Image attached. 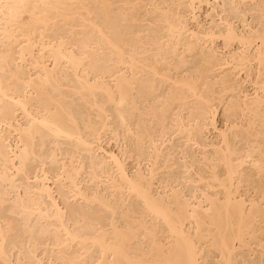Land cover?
Wrapping results in <instances>:
<instances>
[{
	"label": "bare ground",
	"instance_id": "bare-ground-1",
	"mask_svg": "<svg viewBox=\"0 0 264 264\" xmlns=\"http://www.w3.org/2000/svg\"><path fill=\"white\" fill-rule=\"evenodd\" d=\"M84 1L86 0H0V262L2 264H45L43 260L46 257H41L38 254L42 246L50 244L53 248L60 249L69 248L72 243H75L78 247L74 251L75 254L68 258L70 264H78L80 261L85 263L86 256L92 254L90 252L93 250L99 253L98 257H95L96 264H209L207 261L209 253L206 252L207 255L205 254L204 256L206 248H208L207 251L210 252V255L213 251L214 253L216 251V254L219 255L218 261L213 259L217 264L236 263L235 251L238 249L235 250V246L237 244H239V247L246 245V236H255L256 232L258 233L260 229L259 227L256 228L257 224L255 225V223L260 220V217L264 216V205H261L259 201L244 198L245 196L243 194L242 196L239 192L246 165L249 164L253 167L259 176L264 174V27L247 32H238L232 26V23L224 20L226 24L222 30L208 29L202 31V33H197L193 30H188L186 21L180 18L174 20L169 12L161 19V21L163 20L167 23V26H165L167 39L164 37L167 41L165 39L162 40L167 44L177 40L178 45L180 44L181 47L192 49L194 46L190 38H196L197 40H202L203 38L205 41L212 43L216 38H222L226 44L237 42L244 47L243 54H232L230 58L232 60L228 61L229 63L234 62L238 71H245L249 77L248 71L253 62L257 65L256 70L259 71L257 72L259 73L257 75L258 79H250L254 86L253 92L251 95L245 93L243 97L240 94H236L235 97L228 100L223 112L226 119L225 128L218 129L215 127L214 122L216 107L210 108L213 102L211 103L209 96L210 100L209 98L205 99L207 92L205 96L200 95L197 83L190 81L193 79H186L187 81L178 79L174 81L171 75L167 74V71L163 72L155 64L147 63V57H143L144 53H140L138 49L132 47L129 50L128 48L127 52L124 48L125 46L122 47L120 46L121 44L114 41L113 35L110 36V34L108 35L105 32L106 30L104 31L106 28L102 27L103 24L100 26L94 19L92 21L85 17L91 12ZM246 1L256 2L257 0H231V9L234 6L236 7L237 4ZM100 2L101 6L108 8V0H101ZM257 6L260 5L257 4ZM259 9L261 17L264 18V6H260ZM76 15H84L82 16V18L84 17L82 19L84 22L80 23L81 29L83 28L82 30H84L85 28L83 34L89 27L99 34L100 37L98 36V38H101L99 42L103 44L100 46L98 45L99 43H95V45L97 44L96 49L98 51L100 47L101 49L105 47V50H110L115 59L113 66L118 63L124 65V67L126 66L132 71V78L137 73H140L138 70L141 71V67L146 68L147 73L150 74L148 82L144 81L146 82L144 84L146 85V91H149L148 93H155V79L158 77L166 82L173 80L177 85V91L173 90L175 93L173 92L174 94H172L174 101L183 103L189 96L197 97L201 99L204 107L210 108L206 112H209L210 125L217 131L216 139H211L210 141L205 139L204 141L200 140L196 134L195 131L197 133L200 131L201 121L199 118L203 114V111L199 110L201 111L197 114L199 116H192V123L189 122V125L186 126L188 123L184 124V118L182 119V117L176 123L179 127L177 132L184 138V143L183 145L180 143H178L179 145L176 144L175 148L180 150L184 156L188 153L184 148L186 146L189 148V145L193 144L199 147V150L200 148L202 149L203 162L210 171V174H207L209 177H207V185L205 186L209 190L218 188L220 191L216 192L218 195H213L209 190L204 191L201 189L200 193L190 191L186 195L182 189H176V186L180 185L183 180L187 181L186 176H184L186 173L180 178L176 177L166 181L161 179L159 182L164 183L166 190L161 194L156 192L154 194L152 187L154 179L156 180V175L160 172L158 170L165 167L168 168V164L173 157V150L172 152L168 150V153L164 155L160 148L164 145V138L167 135L165 132L167 128L164 113L168 108L166 109L164 106H162L164 108H158L155 103L148 101L144 113H141L144 115V120L150 119L152 122L156 119L160 126L159 131L161 129L159 135H157L158 132L156 136L153 134L154 132L151 134L147 125H145L146 128L144 127L145 130L143 129V131H141L142 129L140 131L137 129L140 124L135 127L136 130L130 128L132 121L131 123L129 122L130 120L128 121L129 118H126L128 116L126 114L140 109L139 101L137 102L134 95L135 81L131 77L126 76L125 72L115 76L113 71L116 67H113V71L109 68L108 71H105V75L103 74L104 72L100 73L101 76L99 74V77L96 75L98 77H96L97 80L94 79V76L91 80L89 74L86 76L88 72H86L87 66L85 67V62L89 56L86 52L88 53L87 50L91 45V42H88L89 40H83L82 42L81 38L80 42L72 46L73 49L70 47L71 50L68 47L71 46L70 44L73 41L69 43V39H65L68 44L62 36L58 40H51L52 38L49 39L50 36L46 38L48 36L45 31H50L54 26L57 27V24L70 25ZM84 39L87 38L84 37ZM160 41V39L152 41L158 52L164 47ZM79 43L81 44V46L79 45L81 51L76 48L79 51L78 54V52H73V50ZM254 44L257 47L253 48L254 51L251 52V47ZM169 45L171 44L169 43ZM104 49L102 50L104 51ZM172 51L174 50L172 49ZM99 52L102 51L99 50ZM47 62H51L52 66L49 67ZM25 64L28 65L27 70L20 67ZM64 64L69 66V75H67V71L66 73L63 72L62 66ZM32 70L34 73H31ZM81 72L85 74L81 75ZM115 72L117 71L115 70ZM105 77L113 79L114 85H110V82ZM207 81L205 82L207 83ZM67 86L68 88L70 87L71 93L74 94L75 92L80 95L79 97L81 98L79 99H83V103L95 109L96 114H98L96 117L100 119L97 126L93 125L94 123L91 124L90 117L86 118V120L82 116L84 114L80 115V113H77V116H82L81 122L83 123H80L76 116V111H73L75 114L70 111L71 108H68V103L67 105L65 103L67 100L63 99L68 98L67 96L65 97L67 93L61 95V88ZM139 86L142 85L139 84ZM237 88L236 84H231L230 86H224L222 91L224 93L230 91L235 94L237 93ZM32 90L36 92L34 96L29 93ZM97 91L101 93L102 96L98 97L101 99H97L95 94ZM240 92L242 93L241 90ZM60 95L63 98H60ZM106 104L113 105L112 107H114L113 109H115L116 115L120 120V129L123 128L124 130L126 128L125 130L138 141L139 147L141 143L142 145L143 143L146 144L148 147V153L142 157L140 152L136 159L137 162L138 160L145 161L144 164H147V166L149 164L146 171L143 170L141 163L140 166L142 168L138 164V168L134 173L129 174L126 170L124 159H119L114 152L106 151L96 143L100 141L101 132L108 130L109 125L107 126L106 124L108 115L106 116L107 111L104 108ZM69 107L72 106L69 105ZM199 109H202V107ZM16 111H19L18 116L20 115L22 120H25V123L19 122L17 114L16 116L14 115ZM236 111L248 113L250 119L249 121L247 120L248 124L246 126H241V123L239 125L231 121L230 118L235 115ZM142 122L146 123L147 121ZM240 127H242L241 130L239 129ZM238 129L239 131H237ZM118 135L116 132V138H118ZM36 136L37 138H35ZM48 136L57 139L65 138L67 142L68 140L71 143L73 142L75 152L68 153L69 150L65 154L59 152L62 154L61 156L64 155L61 160L59 158V162L57 159L59 155L54 149H51V146L52 152L47 153V155L49 154L48 156L43 154V158L46 156V159L38 158L39 151L37 153L35 151L36 143L34 142L36 141L34 140L39 137L44 140ZM236 140H239L238 142L242 141L244 146H238L237 144L240 143H236ZM57 141L59 140L55 142ZM57 144L59 145L58 142ZM98 150L104 153L95 157V152H98ZM80 151H86L89 154V158L86 159L89 160L88 168H91L92 177L95 180L96 187L94 186V188L84 189L80 184L81 181L79 182L78 177L81 170L85 167L83 165L84 162L82 163L81 160L83 158L80 157V159L76 155ZM34 155L40 159L41 165L40 167L37 166L38 168L36 167L33 172H29L30 167L29 171H27V164H30L29 159L31 156L34 158ZM47 159L50 160L49 162H53L54 165L56 163L57 166H55L56 170L54 169L55 171L52 175H49L50 173L48 174L45 169L44 164L45 160L48 161ZM193 160L195 159L193 158L191 161ZM107 162L111 164L110 169L106 166ZM159 163L163 165L161 166ZM193 164L195 163L191 162V168ZM187 165L185 166L184 164L183 167L189 169ZM13 172L16 173L13 175ZM17 174L23 176H18V179L21 178L17 179L18 181L15 180L17 178L15 175ZM202 176L199 175L198 177L204 181L205 177L204 175ZM187 178L189 182L194 183L195 179L192 177ZM32 179L34 180L33 183L30 182ZM103 179L107 181L109 189L113 192V196H109L111 198L99 191L97 182ZM50 180L54 184L57 181L66 183L67 191L56 190L58 192L56 194L64 193L61 195L65 196L64 200L66 198L69 200V197H72L77 199V201L78 199L82 200L86 206L84 205L81 208L73 205L68 206L69 208L65 206L69 211L67 212L68 216L65 209H62L58 204L56 196L53 195L55 193L53 192L54 188L52 190L51 186L48 185ZM44 196L49 198L47 199L49 202L44 201ZM126 196L128 199L125 198ZM130 197L133 201L126 203V201L130 200ZM260 201L264 202V194L261 196ZM4 205L7 206L5 207ZM91 205H95V207ZM100 212H107V218L104 215L106 222L99 217L102 216ZM33 218L36 221L32 224ZM41 220L45 221L46 224L39 222ZM11 232L16 235L15 240L13 236L12 240L9 239ZM46 235L51 236L49 238L50 242L44 241L43 244L39 238ZM13 251L19 254L16 258L13 257ZM47 264L58 263L49 258Z\"/></svg>",
	"mask_w": 264,
	"mask_h": 264
},
{
	"label": "rangeland",
	"instance_id": "rangeland-1",
	"mask_svg": "<svg viewBox=\"0 0 264 264\" xmlns=\"http://www.w3.org/2000/svg\"><path fill=\"white\" fill-rule=\"evenodd\" d=\"M100 1L101 0H86V1H84V3L86 2L85 4L87 5V7L89 8V10L91 12L89 15H85V17H87V19H90L92 21L94 19V21L97 22V24H100V26L103 24L102 27L106 28V29H104V31L106 30L105 32L108 35L110 34V36L113 35L112 38L114 39V41L121 44L120 46H122V47L125 46L124 48L127 52H128V48L130 50L132 47L138 49V51L140 53L143 52L144 53L143 57H145V58L147 57L146 58L148 60L147 63L155 64V66L163 72L167 71L168 73L167 72L166 73L171 75V78L174 81H177L178 79H181V80L193 79L190 81H195L197 83V85L199 87V90H198L199 94L205 96V94L208 93L206 95L205 99H207L209 97L211 98V103L212 102L213 103L210 105L211 107L210 106L209 107L210 108L216 107V113H215V117H214L215 127H217L218 129H220V128L224 129L225 124H226L225 123L226 119L224 118L225 116H224L223 112H224V108L226 107V103H228L229 99H231L232 97H235L236 94H240L242 97L245 95V93L251 95V93L253 92L254 86L250 82V79H253V80L258 79L257 75L259 73H257V72H259V71L256 70L257 65L255 64V62H253L252 66H251L252 68L250 67L249 68L250 70L248 71L249 77L247 76L245 71H238V68L236 67V64L234 62L229 63L230 60H232L230 58L232 57V54L233 55L243 54L244 47L242 45H239L237 42H230L229 44L228 43L226 44L222 40V38H218V39L216 38L213 41V43L205 41V39H203L202 37H201L202 40H200V39L197 40L196 38L195 39L190 38V41L191 42L193 41L192 45L194 46V47H192V49H186V47H181L180 44H179L180 45L179 46L177 43V40L171 41L174 43L169 42L171 44V45H169V43L168 44L165 43V41H167L166 40L167 39L166 38L167 33L165 34V32H166L165 26H167V23L163 20L161 21V19L164 17L165 14H167L169 12V14L171 13L170 15H172V18L174 20H177L178 18H180L181 20L186 21L188 30L189 31L193 30L194 32H197V33H199V32L202 33V31L208 30V29H214L215 31H217V30L219 31V29L222 30L226 24V21H224V20H227L230 23H232V26L234 28H236V30L238 32H240V31L247 32L249 30L262 29L264 27V18L261 17V12L259 11L260 6H262V5L264 6V0H257L256 2L246 1L244 3L237 4L236 7L234 6L232 9H231L232 6H230L231 0H201V1L200 0H193V1L192 0H154V1L153 0H111V1L108 0L109 6H107L108 7L107 9H106V7L101 6ZM257 4L260 6H257ZM103 8H105L107 11ZM169 9L171 12L169 11ZM103 13H104V15H103ZM108 13H109V15H107ZM82 16H84V15H82ZM82 16L76 15L74 17V20H73L74 22L72 21L70 25L66 24L64 26L63 23L57 24L58 25L57 27L54 26V27H52L54 29L51 28L53 31L51 29H50V31H48V30L45 31L47 33V36H48L46 38H49V36H50L49 39L52 38L51 40H53V39L58 40V38H62V37L64 40L69 39L68 40L69 43H72V41L74 43V44L73 43L70 44L71 46L68 47L69 49H71V48L73 49L72 46L76 45L75 43L80 42L79 40H81V38H82V42H83V40L84 41L89 40L88 42H91L90 43L91 45L89 46V49L87 50L88 53L86 52V54L89 55L88 56L89 59L87 58V61H86L87 63L85 62V67L87 66L86 72H88L86 74V76L89 74L90 75L89 78H91V80L94 77H95L94 79L97 80L96 75H98V77H99V74L100 73L102 74V72H104L103 74L105 75V71H108L109 68H111L113 71L115 67L117 68V69L115 68V70L117 72H115V70L113 71L115 73L114 74L115 76L118 74H121V73L123 74L125 72L124 74L126 76H129V78L131 76L133 77V74L131 73L132 71H130L126 66L124 67V65H121L119 63H118L119 66H118V64H115V66H113V64L115 63V59H114L113 55L110 53V50H105L104 49L105 47H102V49H104V51L101 49L100 46H102L103 43L99 42L101 38L100 39L98 38V36H99L98 33L93 31V29H91L90 27L89 28L87 27L88 29L83 34V31L85 30V28H84V30H82L83 28L81 29L82 26L80 24V23H82V21H83L82 19L84 18V17L82 18ZM193 16H194V18H193ZM54 30H56V31H54ZM46 33H44V34H46ZM162 35H164V36H162ZM81 36H83V37H81ZM117 36L119 37V39ZM84 37L87 39H84ZM88 37H90V38H88ZM158 39L161 40L160 42L162 43V46H164V47H162L163 48L161 50L162 52L161 51L158 52V50H156V47H155V45H153V42H152L153 40L157 41ZM164 39H165V41H162ZM66 40H65V42L68 43V41H66ZM97 40H98V42H96ZM82 42H81V44H82ZM150 42H152V43H150ZM95 43H97V44L99 43L98 44V45H100L99 50L102 51L103 53L99 52V50L97 51V49H96L97 44L95 45ZM128 43H129V45H128ZM81 44L79 43L77 45V47L75 46L73 52L75 51L76 53L78 52V54H79V51H81V47H80ZM170 47L174 51H172V49ZM256 47H257V45L254 44L251 48L255 49ZM76 48H79V51ZM252 49L250 50L251 52L254 51V49L253 50ZM166 51H167V53H166ZM153 52H155V53H153ZM171 52H173V53H171ZM208 52H209V54H208ZM99 53H101V54H99ZM161 53H162V56H161ZM169 53H171V54H169ZM203 55H204V57H203ZM159 56H160V58H159ZM110 57H111V59H110ZM112 58L114 59V61ZM226 61H227V63H226ZM167 62H168V64H167ZM110 63H111V65H110ZM47 65L49 67L52 66L51 62H47ZM65 65L66 64H64L62 66L63 72L66 73V71H67V75H69L70 74L69 73L70 69L68 68L69 66H67V65L65 66ZM164 65H165V67H164ZM23 66H25V67H23ZM27 66L28 65L25 64V65H21L20 67L27 70ZM167 66H169V67H167ZM118 67H119V69H118ZM159 67H161V68H159ZM87 68L89 69V71ZM126 68H127V70H126ZM163 68H164V70H163ZM141 69L143 70L144 68L141 67ZM142 70L141 71L138 70V72H140V73L139 74L137 73L136 75H134V78L131 77L133 79V81H135L134 82V87H135L134 95L136 97L137 102L139 101L138 105L140 104L139 110H141V111L138 110V111H135L133 113H128V114H126V116L128 115L126 118H129L128 121L130 120L129 121L130 123L132 121V124L130 127V128H132V130H134V129L136 130L135 127H137V125L140 124L137 129H139V131L142 129L141 131H143V129L145 130V128H146L145 125H147L148 126L147 128L150 130L151 134L154 132L153 134L156 136L157 132H158L157 135H159V133L161 132V129L159 131L160 126L158 125V122H156V119H154L152 122L150 121V119L144 120V115L141 113H144V109H145L146 105L148 104V101L155 103V105L158 108H161L162 106L166 107V109L168 108L166 110L167 112L165 111V113H164L165 114L164 117H166L165 124H166V128H167V130L165 129V132L167 133V135L164 138L165 139L164 145H162V147H160V148L163 151L164 155H166L168 153V150H169V152H172V150H173V153H172L173 157L168 164L169 167L168 168L165 167L166 169L165 168L159 169L158 171H160V172H158V174L156 175L157 176L156 180L154 179V181H153L154 183H153L152 188L154 190L153 191L154 194H156V193L161 194L164 190H166L164 188V183L162 184L159 182L161 179L166 181L168 179H172V178H176V177L180 178L185 173L187 174V175L186 174L184 175V176H186L187 181L183 180L182 181L183 184L181 183L180 185L176 186V189H178V190L182 189V191H184L186 195L189 194L190 191H196V193L197 192L200 193L201 190H204V191L207 190L208 191L209 189L205 185H207V180H208L207 177H209L208 175L210 174L209 173L210 171H209V169H207L206 164L203 162L202 149L200 148V150H201L200 151L198 149L199 147H197L196 145H193V144L189 145V148H188V146L184 147L186 152H188L187 153V155L189 156L188 157L187 155L184 156L180 152V150H176L175 145L176 144L179 145L178 143L183 145V143H184V138H182L181 135L179 134V132H177V131H179V129H178L179 127L177 126L176 123H178L180 121V117H182V119L184 118V122H185L184 124L188 123V124H186V126H187V125H189V122L192 123V118H193L192 116H199V115H197V114H199V112H201L199 110L203 111L202 112L203 114L199 118L201 121L200 131L202 133L200 131L198 133H197V131H195L196 134L198 135L200 140L205 141V139H206V141H210L211 139L212 140L216 139L217 131H215V129H213V127L210 125L209 112L208 113L206 112V111H209L210 108H206V106L204 107L201 99H198L197 97H190L189 96L187 99H185L183 101V103L179 102V101H174L173 100L174 96H172V94H174L177 91V85L175 84V82H173V80L166 82V81H163L160 77H158L157 79H155V86H156L155 93L154 94L148 93L149 91L148 92L146 91V89H145L146 85L145 84L150 79V78H148V76L150 77V74L147 73L148 71L146 70V68L144 69V71H142ZM119 71H121V72H119ZM31 73H34V71L32 70ZM80 74L82 75L85 73L81 72ZM93 74H95V75H93ZM101 74H100V76H101ZM135 76H136V78H135ZM204 76H205V79H204ZM105 78L108 82H110L109 83L110 85H112V86L114 85V81H112L113 79L108 78V77H105ZM255 78H257V79H255ZM226 79H228V80H226ZM145 80H146V82H144ZM204 80L205 81L208 80L207 83ZM139 84H141L142 86H139ZM231 84H233V85L236 84V86L238 87L237 93L234 94V92H230V91L229 92L227 91L226 93H224L222 91L224 89V86L225 87H226V85L230 86ZM205 88H207V89H205ZM142 89H143V91H142ZM173 90L174 91L176 90V91L174 92ZM240 90L242 91V93L240 92ZM61 91H62L61 95H65L67 93V95H65V97L67 96L69 99L68 98L65 99L61 95H60V98L62 97L65 101L67 100V102H65V101L64 102L66 103V105L68 103V108L69 109L71 108V110H70L71 112L76 111V116H77V113L78 114L80 113V115L84 114L82 116H84L85 119L86 118L88 119L90 117L91 124L94 123L93 125H95V126H97L99 124L100 119H98V117H96V116H98V114H96L97 112L95 111L94 108L90 107L88 104L86 105L85 103H83V101H82L83 99H79V98H81V97H79L80 96L79 94H76L75 92H74V94L71 93V89H70V87L68 88V86L64 87V88L62 87ZM69 92H70V94H69ZM201 92H203V93H201ZM29 93H32L33 96H34V94H36V92H34L33 90L30 91ZM223 93H224V95H223ZM95 94L97 95V99H101V98H98V97L102 96L101 93H99L97 91ZM29 95H31V94H29ZM210 98H209V100H210ZM219 100H221V101L223 100V102H221ZM165 101H170V102H165ZM161 102L164 104H162ZM217 102H219V103H217ZM80 103H81V105H80ZM199 103L202 105L200 106ZM82 104H83V106H82ZM69 105L72 107H69ZM213 105H214V107H213ZM112 106H113L112 104H110V105L106 104L104 107L105 110L107 111L106 116L108 115L106 118V124H107V126L108 125L109 126L107 128L108 130L101 132L102 134L100 135V141H98L96 143L99 144L102 148H104V150L114 152L119 157V159H121V160L124 159V164H125L126 170L129 174L134 173V171L138 168V164H139V167L142 166L143 170L146 171L149 164L147 166V164L146 165L144 164L145 161L138 160V162H137L136 159H137V156L140 155V152L142 154V157H144L148 153V147L144 143H143V145L141 143L140 147H139L138 141L135 140V137L132 134H130L129 132H127V130H125L126 128L124 130H123V128L120 129L121 128V126L119 125L120 120L118 119L116 112H115V109H113L114 107H112ZM164 107H162V108H164ZM200 107H202V109H199ZM203 107H204V110H203ZM78 108L81 109L82 112H84V113H82L81 110H79ZM236 112H235L234 116H231V118H230L231 121L238 123L239 125L241 123V126H246L248 124L249 119H250L248 113L241 112V111H236ZM239 112L242 114V116ZM73 113L75 114V112H73ZM16 114L18 116L19 111L18 112L16 111V113H14L15 116H16ZM129 114H131V115H129ZM80 115L77 116L78 120L80 121V123H83V122H81L82 116L80 117ZM142 117H143V119L140 120V118H142ZM17 118H19L18 119V120H20L19 122L25 123V120L24 119L22 120L20 115ZM189 118H191V119H189ZM188 120H190V121H188ZM142 121H147V122L144 123ZM202 121H204V122L202 123ZM203 124H205V125H203ZM153 126H154V128H153ZM241 128L242 127H240L239 129L241 130ZM6 129H7V127H6ZM175 129H177V130H175ZM239 129L237 131H239ZM116 132H117V134H119L118 138H116ZM176 132H177V134H176ZM35 138H37V136ZM47 138L44 139L45 141L43 140V138L40 139V137L38 139L34 140V141H36V142H34V143H36L35 144V148H36L35 151H36V153H37V151H39V153H38L39 155L37 154L38 158H43V154L48 156L49 154L47 155V153L52 152L51 149L52 150L54 149L56 151L57 155H59L57 157V159L60 162V160L62 159L61 157L64 156V155L61 156L62 154H60V153L65 154V152L68 150H69L68 153L74 151V146H73L74 143L73 142L71 143V141L69 142V140L67 142V139L65 140V138L64 139L60 138L61 140L59 138L57 139V138H52L49 136ZM50 138H52L53 141ZM54 139L59 140V141H57L59 143V145L57 144V142H55L56 140L54 141ZM37 140H40V141H37ZM238 141L239 140H236V143H240V144H237L238 146H241V147L244 146L242 141H240V142H238ZM69 144H70V146H69ZM54 145H56V146L54 147ZM51 146H52V148H51ZM57 146H58V148H57ZM59 146H60V149H59ZM191 146H193V147H191ZM193 151H194V154H193ZM80 152H79L80 154L78 153L79 155L78 154H76V155L79 158L80 157L83 158V159H81V158L80 159L82 160V163L84 162L83 165H85V167L80 172V175L78 177L79 182L81 181L80 184L84 189L94 188V186L96 187V185H95V180L92 177L93 173H92L91 168H88L89 167L88 166L89 160H87V159L89 158V154L86 151H80ZM102 153H104V152L98 150V152H95V157L101 156ZM46 156H44L43 159H46ZM32 157L33 156H31L29 159L30 164H27V166H28L27 171H29V167H30L29 172H33L37 166L40 167V165H41V163L39 161L40 159H38L36 157V155H34V158H32ZM35 157L37 158V160ZM59 158H60V160H59ZM193 158L195 160L191 161ZM47 160L48 161L45 160V164H44L45 169L47 170L48 174L50 173L49 175H52L53 172L56 170L57 166H56V163L54 165L53 162H49L50 161L49 159H47ZM161 160H163V159H161ZM191 162L195 163V164H193L194 167L192 166V168H194V169H192L190 167ZM140 164H141V166H140ZM159 164H161V166L163 165L162 163H159ZM184 164H185V166L187 164H189V165H187L189 167V169H186L185 167H183ZM44 165H43V167H44ZM106 166L108 169L111 168V164H109V162H107ZM249 166H250L249 164L245 166V171L243 172V177H244V175H245V177L244 178L242 177L243 181L241 182V185L239 187V192L241 195L243 194L245 196L244 198L249 199V200L259 201L261 205H264V202L260 201L261 196L264 194V187H263L264 186V176H263L264 174L259 176V174H257L255 172L253 167H251V166L249 167ZM219 169H221V168H219ZM14 173H16V172H13L12 174L14 175ZM21 175H22V173H21ZM21 175L20 174L15 175L17 177V178L14 177V178H16L15 180L18 181L19 179H21V178L18 179V176H21ZM199 175L200 176L204 175V177H205L204 181L200 180V177H198ZM171 176H173V177H171ZM190 176L193 179H195L194 183L189 182V179L187 177L191 178ZM21 177H23V176H21ZM197 178H199V179H197ZM260 178H262V179H260ZM33 181H34L33 179L30 180L31 183H33ZM97 183L99 185V191L101 193H103L104 195L106 194V196L108 198H111L113 196V192L111 189H109L110 187L108 186V183L106 180L103 179L102 181H99ZM48 185L51 186L52 190L54 188L53 192H55V193H53V195L56 196L55 198H56L58 204L60 205V207L62 209L63 208L65 209L66 213L69 212L68 206H70V205L71 206L73 205L74 207H80V208L84 207L85 203L82 202V200L80 201L78 199V201H77V199H74L72 197H69V200L67 198L64 200L65 196L64 197L61 196L64 193L56 194V192H57L56 190H58V189H60L61 192L67 191L66 183L64 181L61 183H60V181H57L54 184L52 182V180H50V181H48ZM217 191L220 192L218 188L216 190L215 189L209 190V192L212 193L213 195L214 194L218 195V193H216ZM65 193H67V192H65ZM60 196H61V198H60ZM109 196H111V197H109ZM44 198H45L44 201H46V202L48 201L47 199H49L46 196H44ZM125 198H127V196ZM129 199L130 200H128V202L126 201V203L133 201L131 199V197ZM67 200H68V203H67ZM64 204H66V205H64ZM4 206L6 207L7 205H4ZM65 206H67L68 208L66 207L67 208L66 209ZM91 206L95 207V205H91ZM1 211H3V210H1ZM106 213L107 212H104V213L100 212V215H102V216H99V217L101 219H103V221H105L107 218ZM67 215L69 216L68 213H67ZM104 215L106 216V218L104 217ZM101 219H100V221H102ZM35 221H36L35 218H33L32 224L35 223ZM39 222H43L42 224H46V222L42 221V220ZM255 225H256V228L259 227V229H260V230H258V233L256 232L255 236L247 235L246 236L247 239L245 238V243L247 242L246 245H242L239 247V244H237L235 246V250L236 249H238V250L235 251L236 263H234V264H243V263L244 264H264V234H262V233H264V216L260 217V220H257ZM11 234H12V232H11ZM11 234L9 237L10 240H12L11 239L12 236H13V239L16 238V235H13L14 232L12 235ZM50 237H51L50 235H46L44 237L40 236L39 240H41V242H43V244H44V241L50 242V240H49ZM49 245L48 246L47 245L42 246L41 249H39V251H38L39 256L46 257L43 260L45 264L48 263L49 258L55 260L58 264H67V263L70 264L68 262V258L75 254L74 251H76L77 247H78L77 244H75V243H72L71 246H69V248L67 247V248H60V249L59 248H53L51 245L50 246ZM62 249H64V250H62ZM207 250H208V248H206L204 256H205V254L207 255V253H209L208 254L209 256L207 259L209 264H213V263L217 264L216 261H214V260L218 261L219 255L216 254V251H215V253H214V251L211 252L212 254L210 255V252H208ZM90 253H92V254H90V255L88 254L89 256L88 255L86 256L87 258H85L86 260H84L85 263L87 262L86 264H96L95 261L99 255L98 251L93 250ZM18 255L19 254H17L16 251L15 252L13 251V257L14 258H16ZM65 256H67V257H65ZM60 257H61V259H60ZM90 261H91V263H90ZM79 263L85 264V263H83V261L78 262V264ZM0 264H2V262H0Z\"/></svg>",
	"mask_w": 264,
	"mask_h": 264
}]
</instances>
